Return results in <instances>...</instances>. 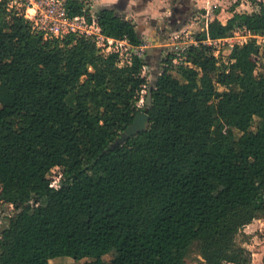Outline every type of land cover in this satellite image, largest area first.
<instances>
[{"label": "trees", "instance_id": "trees-1", "mask_svg": "<svg viewBox=\"0 0 264 264\" xmlns=\"http://www.w3.org/2000/svg\"><path fill=\"white\" fill-rule=\"evenodd\" d=\"M252 2V12L210 19L199 45L168 54L150 82L145 56L120 64L89 36L45 39L0 1V203L16 209L0 264H188L193 253L202 264H251L243 230L264 218V63L254 37L264 35V1ZM98 24L144 44L118 7L102 6ZM237 27L252 37L219 63L205 41ZM142 97L147 128L111 148Z\"/></svg>", "mask_w": 264, "mask_h": 264}, {"label": "rangeland", "instance_id": "rangeland-1", "mask_svg": "<svg viewBox=\"0 0 264 264\" xmlns=\"http://www.w3.org/2000/svg\"><path fill=\"white\" fill-rule=\"evenodd\" d=\"M237 1H239V4L235 5ZM91 2L92 0H87L86 3L89 9L91 8ZM174 2L175 1L173 0H165L164 2L165 13H167V17L164 16V11L162 10L158 12L155 17H150V19L139 18L136 22V25L141 34L146 26H148L147 31L149 32V34L154 32L156 34V36L153 37V40L148 41V39L145 38L143 44L144 48L142 51V55L147 58V48H156L155 56H152L150 59L147 58L150 61L149 67L143 72L144 75L148 77V80L150 82H153L157 74L162 71L167 55L179 52L180 48L183 45H190L195 40H197L196 34L201 33L206 29L207 23L210 19L217 16L221 21L226 22L227 19L233 15V10L240 13H245L252 12L254 9L259 8V6L254 4L252 0H204V3H206V9L202 8L204 6H194L193 8L190 2L194 1L189 0L191 10L187 11L185 8L176 5V3L174 4ZM117 7L122 12H124V9L122 10L124 5H117ZM170 7L173 8L171 9ZM175 7L178 8L174 10ZM217 10L219 11V13L217 12ZM93 14L95 13L93 12ZM124 16L128 18L125 14ZM158 21L160 22L159 25H157ZM159 26L162 28L158 29ZM250 38L251 37L246 34L245 30L242 27H237L232 30L226 38H224L215 46V49L218 50L217 58L219 60V63L228 61L231 43H244ZM260 41H262L261 50L263 52L261 63H264V39H261ZM146 93L147 89L143 90L142 95ZM138 106L140 108H144L145 106H147V100L142 97L140 101H138ZM60 172L61 169L59 167H55L51 171L50 175L56 179H60ZM31 203L34 204L35 199H32ZM15 213L16 209L12 204L7 202L0 203V236L3 229L8 226L9 221L15 216ZM257 227L258 230H256L254 234L256 236H254V238L243 232L245 235H248L249 238L248 243L245 244L246 246L247 244L254 243L257 237L264 241V228L262 231H260V224H258ZM242 238L244 239V236L239 235L238 240H241ZM112 256L113 254L109 253L103 256V258L105 260H110ZM200 259L201 258L198 257L197 254L193 253L188 258L187 262L188 264H202L200 262ZM85 260H89V258L75 261L71 256H58L54 258L52 262L57 264H82Z\"/></svg>", "mask_w": 264, "mask_h": 264}, {"label": "built area", "instance_id": "built-area-1", "mask_svg": "<svg viewBox=\"0 0 264 264\" xmlns=\"http://www.w3.org/2000/svg\"><path fill=\"white\" fill-rule=\"evenodd\" d=\"M5 1L7 9L22 15L31 24L32 30L41 34L45 39H55L63 41L71 34L85 35L93 38L96 44L102 49L103 52H117L120 55V64L130 62L132 54L142 55L144 45L133 46L127 39H115L104 35L98 24V15L89 11L87 7V0H0ZM75 2L83 3L85 6L81 14H72L73 5ZM90 18V19H89ZM245 30V29H244ZM246 34L250 37L252 35L245 30ZM257 42L261 45V39L264 35H254ZM208 39L205 43L211 44L214 47L223 40ZM236 44V43H235ZM242 44V43H239ZM199 45V41L195 40L190 45H183L179 52H185L189 46ZM234 44L231 43V52ZM215 56L217 57V51ZM178 54V52H176ZM230 54V53H229ZM178 58L174 59L177 63ZM148 69V66L143 67V72ZM144 74V73H143ZM51 177V186L58 187L60 184L59 179Z\"/></svg>", "mask_w": 264, "mask_h": 264}, {"label": "crops", "instance_id": "crops-1", "mask_svg": "<svg viewBox=\"0 0 264 264\" xmlns=\"http://www.w3.org/2000/svg\"><path fill=\"white\" fill-rule=\"evenodd\" d=\"M119 1L120 0H92V2L90 3L91 8L89 9V11L91 13L94 12L95 15H98V11L102 6H115V7H117ZM173 1H175L174 4L176 3V5H179L180 7L185 8L187 11L191 10L189 0H173ZM193 1L194 2H190L192 4L193 8H194V6H204L202 8L206 9V3H204V0H193ZM164 2H165V0H127L126 4L122 8V10L124 9L123 13L129 19L133 20L136 23L139 18H142V19L143 18H145V19L149 18L150 19V17H155L156 14L162 10L164 11V13H163L164 16H166L167 13H165V5H164L165 3ZM177 8L178 7H175L174 10ZM151 21H152V19H151ZM152 23H154V22H152ZM159 24H160V22L158 21L157 25H159ZM161 28L162 27L159 26L158 29H161ZM137 29H138V27H137ZM147 30H148V26H146L144 28V31L141 34L143 36V43L145 41V38H147L149 41V40H153V37L156 36L155 32L151 33L152 34L151 35V34H149V32ZM138 31L140 32L139 29H138ZM155 52H156L155 47H148L147 48V58L150 59L152 56H155ZM148 59H147V61L150 62ZM258 224H260V226H261V227H259V230L262 231L264 228V227H262V226H264V218L253 220L251 223L248 224V226H246L244 228V230H243L244 233H246V234L250 235L252 238H254V236H256V235H254L255 232H256V230H258V227H257ZM249 228H252V229H249ZM257 239H255L254 243L247 244L248 248L252 252L251 264H259V263L264 261V241L259 239L258 237H257ZM223 264H235V263L225 262Z\"/></svg>", "mask_w": 264, "mask_h": 264}, {"label": "water", "instance_id": "water-1", "mask_svg": "<svg viewBox=\"0 0 264 264\" xmlns=\"http://www.w3.org/2000/svg\"><path fill=\"white\" fill-rule=\"evenodd\" d=\"M127 0H120L118 5H125ZM150 120L149 115V106H145L143 109H140L135 115L133 122L128 125V127L123 130L120 136L112 143L111 148L118 146L119 144L124 143L130 137L136 135L139 131H142L147 128Z\"/></svg>", "mask_w": 264, "mask_h": 264}]
</instances>
